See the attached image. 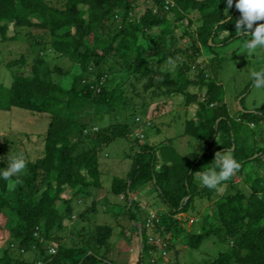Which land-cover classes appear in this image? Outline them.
Here are the masks:
<instances>
[{
  "label": "trees",
  "instance_id": "obj_1",
  "mask_svg": "<svg viewBox=\"0 0 264 264\" xmlns=\"http://www.w3.org/2000/svg\"><path fill=\"white\" fill-rule=\"evenodd\" d=\"M139 2L0 0L1 40L28 45L4 65L13 82L0 79V119L18 107L44 115L48 124L37 156L15 133L11 140L0 134V168L11 155L26 160L14 189L0 179V230L12 222L17 238L0 245V264H120L111 242L115 227L98 220L97 191L103 188L100 155L121 137L140 144L127 178H115L111 187L125 198V215L138 233V264H173L164 255L174 246L167 235L181 238L193 252L208 241L225 247L200 264H264V116L233 115L218 80L222 58L216 48L244 36L236 34L240 12L235 3L227 8L226 0H150L136 16ZM187 38L190 45L182 44ZM50 50L73 66H51ZM206 52L214 54L210 64L202 59ZM164 96L185 108L184 132L201 144L195 158L171 141L143 144L132 135L126 120L131 106L145 109ZM117 115L126 120L122 125L105 123L106 116ZM226 149L240 169L222 194L203 186L199 174ZM242 175L249 193L231 192ZM150 185L167 208L152 222L142 220L134 197ZM203 200L214 201L218 219L206 210L202 222L187 232L184 217ZM76 215V222L93 220L88 229L83 225L72 232L65 222ZM151 227L163 240H151ZM71 232L77 239L68 246Z\"/></svg>",
  "mask_w": 264,
  "mask_h": 264
},
{
  "label": "rangeland",
  "instance_id": "obj_2",
  "mask_svg": "<svg viewBox=\"0 0 264 264\" xmlns=\"http://www.w3.org/2000/svg\"><path fill=\"white\" fill-rule=\"evenodd\" d=\"M148 5H151L150 0H140L135 15L140 16ZM34 19H36L35 21L39 20L37 16H35ZM13 29L12 23L10 24L9 34H13ZM250 39L251 36L249 33V35L236 38L231 43L216 48V52L222 58V66L218 71V80L224 87L226 102L231 113L235 116L238 114L240 115L243 111L261 113V115L264 116V89H256L253 87V81L250 78V73L252 71L264 70V49H257L251 52L247 51L245 44ZM181 41L182 44L190 45L189 38ZM27 46L25 42L16 43V45L11 41H9V43L4 42L1 40L0 35V62L3 65H1L0 79L2 82L7 85H10L11 81L13 82L12 72L4 65L7 61L15 57H20L21 53L27 52ZM46 55L48 58L47 62L51 66L62 65L68 69L73 66L72 61L63 58L52 50L48 51ZM213 57L214 54L206 52L202 59L210 64ZM30 60H32V58H30ZM28 70L29 69H27V71ZM209 74L212 77L216 75L211 70ZM241 99H243V102ZM185 112V108L179 105V101L164 96L162 98H156L152 101V104L145 109L140 106H138V108L131 106V109L127 112L128 117L126 120L131 123L132 135L140 139V143H160L163 140H168L173 142L182 154L190 158H195L201 144L191 136L185 134V122L183 118ZM255 118L258 119V117ZM126 120L119 115H117V117L113 116L112 118H109V116L105 117V123L107 124L113 123L115 125H122ZM47 128L48 124L44 115L33 114L32 112L18 107L13 108L11 114H7L0 119V134H3L7 140H11L12 133L20 136L29 145L28 150H30L33 156H37L42 152L44 146L43 138L45 137ZM158 129H161V131L159 132ZM21 132H25V135L21 134ZM27 135H29L30 138ZM255 139L257 140L258 137H255ZM196 143H198L196 145V150L193 151ZM138 149H140L139 143L136 141L133 142L127 137H121L116 139L110 146L105 147L100 155L103 171V188L101 191H97L99 209L98 220L114 225V235L111 238V242L115 245L113 255L116 256L120 264H138L140 241L138 233L131 230L132 223H130L125 215V198L123 199L111 193V187L115 178H127L128 172L133 164L131 155ZM238 189H242L247 193L250 191L245 181V176L243 175L239 177L237 186L233 187L231 192L235 193ZM227 191L228 190L224 188L222 194H227ZM134 194L138 206L142 208V220L151 218L152 222L153 218L167 211L156 189L151 185L144 187ZM64 196L69 195L65 193ZM213 206L214 201H198L197 211L186 214L184 217V219L188 220L186 224L187 232L191 231L196 224L202 222L206 210H210L214 214L215 220H217L218 217L213 210ZM104 208L106 211L103 210ZM116 211L119 212V214ZM76 218L77 215L74 216L73 221L67 219L65 222L66 225L72 226V232L79 231L83 225H86L85 227L88 229L87 226L93 222V220L88 221L89 224L86 221L76 222ZM11 228L12 222L8 221L4 229L0 230V245L2 247L16 243L17 238L12 233ZM72 232L68 234V239L66 240V245L68 246H71L74 240L77 239V235H73ZM122 232L126 234L122 236ZM148 234H151L152 241L163 240L162 237H158V232L155 231L154 227L150 228ZM167 238L174 241V246L169 252L164 253V255L167 256L166 258H171L173 264H176L177 261H179V264H200V262L202 263L209 258L215 257L216 253L221 249L225 250V247L218 249L216 243L208 241L203 245L202 250L193 252L185 242L181 241V238L173 239L171 235H167ZM49 246V244L46 245V247ZM30 258L34 259L36 256L31 254Z\"/></svg>",
  "mask_w": 264,
  "mask_h": 264
},
{
  "label": "clouds",
  "instance_id": "obj_3",
  "mask_svg": "<svg viewBox=\"0 0 264 264\" xmlns=\"http://www.w3.org/2000/svg\"><path fill=\"white\" fill-rule=\"evenodd\" d=\"M235 3V8L240 12V17L236 20V34L249 35L251 39L245 44L247 51H255L264 49V0H226L227 8H232ZM250 78L253 81V87L256 89H264V70L252 71ZM179 99H183L180 97ZM194 150H196V145ZM7 166L0 168V179L8 181L10 190L16 187L19 176L26 169V160L23 154L11 155L6 160ZM206 171L200 172V183L209 188L215 189L217 192L224 190V184L233 175L239 171L240 163L237 158L229 151L216 152L215 158L210 163ZM199 172V171H198ZM17 177L16 181L12 178Z\"/></svg>",
  "mask_w": 264,
  "mask_h": 264
},
{
  "label": "water",
  "instance_id": "obj_4",
  "mask_svg": "<svg viewBox=\"0 0 264 264\" xmlns=\"http://www.w3.org/2000/svg\"><path fill=\"white\" fill-rule=\"evenodd\" d=\"M139 227H141V226L139 225ZM140 234H141V232H140Z\"/></svg>",
  "mask_w": 264,
  "mask_h": 264
}]
</instances>
